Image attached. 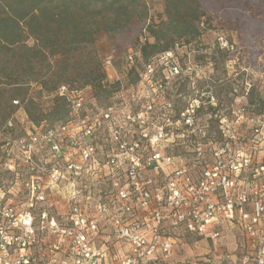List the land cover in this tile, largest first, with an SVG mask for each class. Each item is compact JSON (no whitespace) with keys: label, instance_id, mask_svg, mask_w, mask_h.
Returning a JSON list of instances; mask_svg holds the SVG:
<instances>
[{"label":"built area","instance_id":"obj_1","mask_svg":"<svg viewBox=\"0 0 264 264\" xmlns=\"http://www.w3.org/2000/svg\"><path fill=\"white\" fill-rule=\"evenodd\" d=\"M181 50L140 60L137 82L106 105L61 86L64 121L32 125L23 113L0 126V264H154L180 234L215 245L234 228L246 250L227 264H264V121L251 118L237 143L239 125L200 119V101L172 107L171 81L200 72Z\"/></svg>","mask_w":264,"mask_h":264},{"label":"rangeland","instance_id":"obj_2","mask_svg":"<svg viewBox=\"0 0 264 264\" xmlns=\"http://www.w3.org/2000/svg\"><path fill=\"white\" fill-rule=\"evenodd\" d=\"M128 1L134 11L126 28L116 33L96 35L94 42L75 52L73 58L57 62L40 59L34 69L21 66L18 85H6V80L0 79V126L11 117L21 120L23 113L27 116L26 110L48 114L55 101V92L48 89L57 84L83 87V67L91 62L104 70L109 83H118L120 90L129 89V80L134 78V75L127 76L129 50L139 45V37L145 34L148 24L159 23L166 17L164 0ZM199 3L206 13L199 25L200 35L189 44L179 42L182 50L177 53L179 62L191 59L199 64V76L189 78L186 73L184 78L172 80L166 91L168 100L175 109L194 107L196 100L200 101L199 105L203 104L200 119L207 120L209 116L215 120L226 118L235 129L239 125L237 143H247L251 134L249 120L258 118L264 121V0H199ZM219 36L227 42L229 53L217 50ZM12 67L13 62L0 50V73L7 75ZM37 75H44V86L30 82ZM82 90L90 94L89 89ZM250 92L251 98H248ZM12 100L19 101L20 107H13ZM207 101L212 104H207ZM240 109H244V118L237 120L236 114ZM216 123L213 121L212 125ZM38 125L47 127L51 121L44 119ZM17 130L15 134L19 135L18 126ZM217 132L215 128L211 130L213 134ZM213 139L219 142V135ZM178 152L176 149L173 151L174 154ZM175 238L170 253L154 264H227L223 259L225 254L240 263L241 253L246 250L243 233L238 228L225 237L221 236L215 245L191 234H180ZM111 250L113 252L114 249Z\"/></svg>","mask_w":264,"mask_h":264},{"label":"trees","instance_id":"obj_3","mask_svg":"<svg viewBox=\"0 0 264 264\" xmlns=\"http://www.w3.org/2000/svg\"><path fill=\"white\" fill-rule=\"evenodd\" d=\"M163 7L166 19L146 26L140 59L128 64L127 76L134 75L128 85L132 86L138 80L140 60L146 63L151 57L173 49L179 42L186 45L200 35L199 25L206 13L200 8L199 0H164ZM133 11L128 0H0V50L14 64L7 75L0 73V79L6 80V85H18L21 66L34 69L40 59L57 62L71 58L81 48L92 44L96 35L116 33L126 28L133 18ZM72 47L75 50H71ZM217 50L230 52L229 48L220 49L218 43ZM83 72V87L68 88L89 89L98 104L106 105L120 89L118 83L107 81L98 64L88 63ZM43 77L37 75L30 82L44 86ZM57 85L48 89L55 92L54 105L48 114L26 110L28 122L32 125H38L44 119L51 121L52 125L67 118L66 103L56 95L57 89L64 85ZM262 223L264 226V218Z\"/></svg>","mask_w":264,"mask_h":264}]
</instances>
